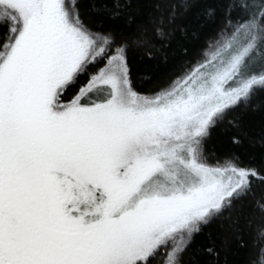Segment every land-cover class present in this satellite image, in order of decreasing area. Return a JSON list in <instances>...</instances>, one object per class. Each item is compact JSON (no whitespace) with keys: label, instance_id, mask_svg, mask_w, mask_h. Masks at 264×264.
I'll return each mask as SVG.
<instances>
[{"label":"snow or ice","instance_id":"6c2138e0","mask_svg":"<svg viewBox=\"0 0 264 264\" xmlns=\"http://www.w3.org/2000/svg\"><path fill=\"white\" fill-rule=\"evenodd\" d=\"M261 93L264 0H0V264H221L264 155L205 146Z\"/></svg>","mask_w":264,"mask_h":264},{"label":"trees","instance_id":"16d2710c","mask_svg":"<svg viewBox=\"0 0 264 264\" xmlns=\"http://www.w3.org/2000/svg\"><path fill=\"white\" fill-rule=\"evenodd\" d=\"M88 4L94 0H81ZM98 2V0H96ZM198 10L193 8L188 13L181 15L176 23L174 35L170 38L171 48L168 51L176 50L184 45L192 47L196 41L191 33L197 29ZM187 30V35H185ZM159 61V57H158ZM157 61V62H158ZM142 62L134 60V73L137 75V82L141 87L150 88L147 76L141 79ZM163 67V66H161ZM264 100V93L255 98L254 103ZM239 115L240 127L234 128L227 122L212 133L205 148L210 155L222 156L228 151H237L245 159L255 157L259 159L264 155V110L244 111ZM236 135L241 138V144L235 146L231 143V138ZM229 221L224 220L213 225L214 235L217 237L218 246L221 247V264L225 258L228 264H264V216L258 212H249L243 221V234L239 242L229 230ZM228 238L227 245L221 241Z\"/></svg>","mask_w":264,"mask_h":264}]
</instances>
